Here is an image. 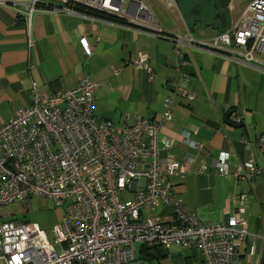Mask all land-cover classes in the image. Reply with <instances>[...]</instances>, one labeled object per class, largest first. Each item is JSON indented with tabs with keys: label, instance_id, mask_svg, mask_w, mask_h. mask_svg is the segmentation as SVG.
I'll use <instances>...</instances> for the list:
<instances>
[{
	"label": "built area",
	"instance_id": "obj_1",
	"mask_svg": "<svg viewBox=\"0 0 264 264\" xmlns=\"http://www.w3.org/2000/svg\"><path fill=\"white\" fill-rule=\"evenodd\" d=\"M147 1L0 0V6H10L28 26L38 11L75 13L80 7L102 15L105 22L264 65L257 57L264 56V0L253 1L231 28L209 42H195L177 26L168 31L157 23ZM157 1L166 8L176 6L174 0ZM135 65L150 73L144 56ZM175 88L193 99L186 87ZM93 89L84 79L48 95L33 84L29 106L0 125V206L37 196L64 208L51 230L52 241L35 223L0 220V264H149L136 256L140 244L165 250L195 247L204 257L199 264H242L238 250L248 236L243 208L226 225L204 224L173 193L170 178L185 173L189 160L160 157L169 148L161 142L160 129L170 119L171 99H166L159 121L126 116L116 126L95 117ZM259 143L264 151V134ZM227 161V154L218 157V173L225 172ZM259 172L251 161L235 168V175L247 180Z\"/></svg>",
	"mask_w": 264,
	"mask_h": 264
},
{
	"label": "crops",
	"instance_id": "obj_2",
	"mask_svg": "<svg viewBox=\"0 0 264 264\" xmlns=\"http://www.w3.org/2000/svg\"><path fill=\"white\" fill-rule=\"evenodd\" d=\"M148 2L157 23L168 31L177 26L192 38L196 31L195 42H209L238 20H221L218 27L205 29L184 21L178 8L176 14L175 7ZM161 10L170 13L169 22ZM139 56H144L150 73L135 65ZM257 57L264 62L263 55ZM84 79L94 85L95 117L116 126L126 116L159 121L166 99H171L170 119L160 129L161 142L169 148L162 149L160 157L189 160L185 173L170 178L174 195L204 224L226 225L243 208L248 236L238 255L242 264H264V151L259 143L264 134V65L178 45L80 11H38L28 26L10 6H0V125L29 106L33 84L50 95ZM176 85L189 89L193 99L181 96ZM222 154L228 161L220 174L216 160ZM249 161L260 172L251 180L236 176V166ZM136 252L149 264H199L204 259L195 247L171 245L165 250L140 244Z\"/></svg>",
	"mask_w": 264,
	"mask_h": 264
},
{
	"label": "rangeland",
	"instance_id": "obj_3",
	"mask_svg": "<svg viewBox=\"0 0 264 264\" xmlns=\"http://www.w3.org/2000/svg\"><path fill=\"white\" fill-rule=\"evenodd\" d=\"M250 1L256 0H229L228 17L224 20L229 19L233 23L237 18L239 19L244 10L252 3L247 5ZM175 4L176 9L174 8L173 12L177 14L178 8L184 21H189L192 26L196 25L207 29L212 24L218 27L221 23L222 19L219 17L221 9L216 7L214 0H175ZM246 5L247 7L244 9ZM151 9L152 12H155L154 8ZM165 12L161 10L160 14L165 18L166 22H169L171 20L170 13ZM195 36L196 31L193 32V38ZM63 214L64 208L62 206H57L50 200L41 197H32L22 202H12L9 205L0 206L1 221L28 220L37 224L50 241L53 240L51 230L61 221Z\"/></svg>",
	"mask_w": 264,
	"mask_h": 264
},
{
	"label": "water",
	"instance_id": "obj_4",
	"mask_svg": "<svg viewBox=\"0 0 264 264\" xmlns=\"http://www.w3.org/2000/svg\"><path fill=\"white\" fill-rule=\"evenodd\" d=\"M216 7L224 10V12H226V16H222V20H224L225 18L228 17V5H229V0H217V2L215 3ZM23 222H28L27 220L23 221Z\"/></svg>",
	"mask_w": 264,
	"mask_h": 264
},
{
	"label": "trees",
	"instance_id": "obj_5",
	"mask_svg": "<svg viewBox=\"0 0 264 264\" xmlns=\"http://www.w3.org/2000/svg\"><path fill=\"white\" fill-rule=\"evenodd\" d=\"M80 12H83V13H86V14H89V15H91V16H95V17H102V15H100V14H98V13H96V12H94V11H90V10H87V9H83V8H80V7H78L77 8ZM102 18H104V17H102ZM109 19V18H108ZM113 20V19H112ZM32 197V196H31ZM30 198V197H29ZM26 200V199H25ZM146 250H145V253H147L148 251H147V248H145ZM144 254V253H143ZM145 257H146V255H145ZM142 259H144V255L141 257Z\"/></svg>",
	"mask_w": 264,
	"mask_h": 264
},
{
	"label": "flooded vegetation",
	"instance_id": "obj_6",
	"mask_svg": "<svg viewBox=\"0 0 264 264\" xmlns=\"http://www.w3.org/2000/svg\"><path fill=\"white\" fill-rule=\"evenodd\" d=\"M205 1H207V0H205ZM217 2V0H215V3ZM224 15V16H226V12H224V10H222L221 9V12H220V15H219V17H220V19H222V16Z\"/></svg>",
	"mask_w": 264,
	"mask_h": 264
}]
</instances>
